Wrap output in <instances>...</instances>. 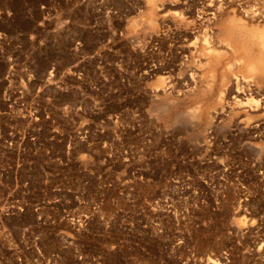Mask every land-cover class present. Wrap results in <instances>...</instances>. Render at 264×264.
I'll list each match as a JSON object with an SVG mask.
<instances>
[{
    "label": "rangeland",
    "instance_id": "374dc122",
    "mask_svg": "<svg viewBox=\"0 0 264 264\" xmlns=\"http://www.w3.org/2000/svg\"><path fill=\"white\" fill-rule=\"evenodd\" d=\"M207 8L216 73L179 48ZM263 32L264 0H0V264H264Z\"/></svg>",
    "mask_w": 264,
    "mask_h": 264
},
{
    "label": "bare ground",
    "instance_id": "6f19581e",
    "mask_svg": "<svg viewBox=\"0 0 264 264\" xmlns=\"http://www.w3.org/2000/svg\"><path fill=\"white\" fill-rule=\"evenodd\" d=\"M212 2V1H211ZM212 7V6H211ZM219 10V9H218ZM217 9H213V8H207V9H205L203 12H202V16L200 17L201 19L200 20H202V25L204 26V27H202V29L200 30H197V37L196 38H194V41L193 42H190V43H188V44H181L180 46L181 47H179L182 51H183V53L184 54H187V55H184V57L186 58L185 60H186V64L185 65H188V61L190 60V59H194V58H198V57H200L201 59L202 58H204L205 59V57H206V59H208V60H211V63L209 62V67L210 68H212V66H214L215 68V70L216 71H213V72H217V70H218V68L216 69V67H218L219 65H217L216 63L218 62V60H219V57L218 56H216V55H219L220 56V54H222V53H220V54H217V53H214V55L215 56H213L212 55V51L214 50L213 48H214V46H216L215 44L218 42V35H217V33L214 31L215 30V28H214V25H215V21L217 20V18H218V16H219V11H218ZM165 16V15H164ZM177 16V15H176ZM181 16H183V14L181 15ZM175 17V16H174ZM220 17V16H219ZM244 18H245V16H244ZM249 18V17H248ZM254 18V17H253ZM147 19H149V24L151 23V19H152V15H151V13H150V16L147 18ZM180 19V18H179ZM178 19V20H179ZM185 19V18H184ZM247 20V19H246ZM249 21V20H248ZM247 21V22H248ZM251 21H252V19H251ZM181 22H185L184 20H181ZM239 22V21H238ZM201 23V22H200ZM245 23V22H244ZM148 24V23H147ZM185 24L186 25H189V24H187L186 22H185ZM242 25H243V22L241 23ZM150 27V26H149ZM200 28V27H199ZM149 29V28H148ZM241 29V28H240ZM149 32V31H148ZM264 33V32H263ZM263 33H260V34H263ZM179 34V33H178ZM250 34V33H249ZM259 34V33H258ZM257 36V35H256ZM255 38V37H254ZM254 38H253V40H254ZM251 40V39H250ZM260 41V42H259ZM258 41V43H259V46L258 47H256V48H254V49H251V51L249 52L250 53V55H249V57L247 58V60L246 61H243V63L241 62V64L240 65H235V64H233V65H235L236 67L235 68H237V69H239L240 70V72L242 71V73L244 74V75H247V76H253V77H255L254 75H257V73H259V72H263L264 73V36H263V38L261 39V40H259ZM163 42V41H162ZM183 43V42H182ZM202 44V45H201ZM204 46V47H203ZM216 49V48H215ZM181 51V52H182ZM219 51V50H218ZM247 51V50H246ZM214 52V51H213ZM244 52V51H243ZM256 53V55H257V57H258V61H256V59H254L253 58V55ZM253 54V55H252ZM244 55H246V54H244ZM203 56V57H202ZM226 56V55H225ZM255 56V55H254ZM246 57H247V55H246ZM195 59V60H196ZM205 59V60H206ZM222 59V58H221ZM207 60V61H208ZM220 61V60H219ZM201 61H199V63H200ZM222 63V62H221ZM198 64V63H197ZM204 64H206L205 62H202V64L200 63V65H204ZM220 64V63H219ZM232 64V63H231ZM181 65H183V64H181ZM212 65V66H211ZM225 65V64H224ZM205 66V65H204ZM221 66V65H220ZM223 66V65H222ZM221 66V67H222ZM229 66V65H228ZM185 67V66H184ZM207 67V66H206ZM225 67V66H224ZM187 68H188V66H187ZM193 67H191V69H192ZM234 68V69H235ZM184 69V68H183ZM199 69V68H198ZM197 69V70H198ZM213 69V70H214ZM224 69V68H223ZM186 70V69H185ZM227 70H228V68H227ZM227 70L225 69V71L227 72ZM187 71V70H186ZM185 71V72H186ZM189 71V72H188ZM187 72H188V74H187V77H188V82L189 81H191V82H193V80H195V79H193L194 78V75H196L195 74V70H188ZM208 71H209V69H208ZM224 71V70H223ZM224 71V73L222 72V74L224 75V77L226 76V72ZM231 71V70H230ZM184 74V73H183ZM221 74V75H222ZM216 75V74H215ZM215 75H214V79H215ZM223 75H222V79L224 78L223 77ZM198 76V75H197ZM196 76V77H197ZM210 76H212V75H210ZM236 76H237V74H236ZM244 77V76H243ZM197 79V78H196ZM226 78H224V80H225ZM228 79V78H227ZM243 80H240V83L237 81V80H239V78L236 80V83H234L235 84V86H236V89H235V93H236V96H239L240 94H244L245 93V91H246V88L247 87H249L250 85H248L249 84V81H251V80H244V78H242ZM247 79V78H246ZM255 80V79H254ZM163 81H165V80H163ZM198 81V80H197ZM221 81V80H220ZM223 81V80H222ZM256 81V80H255ZM168 82L169 81H166V83L168 84ZM195 82V81H194ZM216 82V81H215ZM215 82H213V83H215ZM224 82V81H223ZM252 82V81H251ZM172 83V82H171ZM161 84H163V83H161ZM225 84V83H224ZM253 84H254V82H253ZM256 84V83H255ZM194 86V85H193ZM224 86H226V85H224ZM158 88V87H157ZM161 94V93H160ZM235 96V97H236ZM243 96H245V95H243ZM256 109V108H255ZM165 110V109H164ZM194 111H195V109H194ZM196 112V111H195ZM190 114V113H189ZM195 120V119H194ZM192 122V121H191ZM188 124V123H187ZM195 126V125H194Z\"/></svg>",
    "mask_w": 264,
    "mask_h": 264
}]
</instances>
